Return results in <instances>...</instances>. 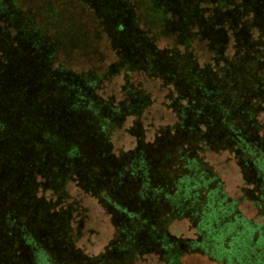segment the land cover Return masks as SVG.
Here are the masks:
<instances>
[{
    "label": "trees",
    "instance_id": "trees-1",
    "mask_svg": "<svg viewBox=\"0 0 264 264\" xmlns=\"http://www.w3.org/2000/svg\"><path fill=\"white\" fill-rule=\"evenodd\" d=\"M157 1L155 8V0H0V63L8 64L14 73L44 72L48 74L49 82L56 86L59 81H64V90L71 84L80 85L79 91L83 95L91 93L86 89L94 83H100L102 88L114 76L135 70L143 69L151 76L156 72V62L163 56V52L155 48L154 35L159 34L153 29L138 28L135 11L139 7L142 13L149 12L151 18L158 14L161 19L164 13L158 8L160 2L166 3L169 24L166 32L163 31L166 37L183 41L179 43L192 53L187 59L198 71L210 73L212 85L221 90L227 102H222L216 117L209 119L211 124L203 123L201 111L192 110L196 105L189 106L188 99L180 96L181 89L173 81L163 78L166 86L172 89L168 96L170 114L177 123L165 127L163 143L156 142L148 159L143 155L145 158L138 160L139 156L133 151L114 152L123 176L132 177L127 183L131 206L119 204V199L111 195L117 179L105 187L104 193H96L93 198L102 207L112 208L111 214L106 213L112 221L117 220L116 216L132 221L130 227L133 230L122 234L125 237L122 244L128 250L123 258L125 264L135 260L136 254L132 253L140 237L145 236L146 229L154 239L150 246L161 253L165 264H264V220L256 223L238 211L240 202L248 201L256 211V217L264 219V122L261 118L264 114V15L256 11L257 6H264V0H247L246 4L244 0ZM38 27L42 28L40 32L33 30ZM4 28H8L10 35L12 29L15 36L19 33L18 40L14 42ZM250 30L252 36L248 35ZM103 37L113 56L109 61L108 53L96 47ZM134 50L142 58L140 64L132 68ZM72 52L90 56L93 67L83 77H75L79 74H73L71 70L52 68ZM183 55L170 56L172 63L173 59L183 60ZM204 83L201 88L205 87ZM129 85L123 86L127 96L125 101L131 102L129 107L146 101L148 95L142 88ZM64 94L63 90H55L54 101L62 100ZM212 95L207 90V96ZM114 97L107 96L108 103L113 105ZM117 103L119 101L115 105ZM200 103L207 106L208 100L204 98ZM66 107L61 109L62 115L72 114ZM111 110L114 114L120 112L119 108ZM80 111L74 110L78 119L76 126L91 125L85 113ZM96 111L101 112V109H94ZM134 117L141 119L138 115ZM196 120L203 123L200 130L198 125L195 126ZM72 125H63L58 132L52 131L56 135L63 134L74 128ZM121 128L123 125H116L113 132ZM2 129L5 130L3 127L0 131ZM43 135V139L48 138L47 132ZM224 154L240 168L245 185L244 198L229 200L222 196L224 183L208 156ZM77 156L74 153L72 158ZM15 184V188L22 190L20 195L30 196L27 181L18 180ZM76 208L72 224L88 216L86 208L81 205ZM147 215L150 223L144 221ZM180 221H188L194 229L199 228L198 238L172 235L171 226ZM72 224V243L83 251L80 263L74 264L104 256L105 251L92 256L79 246L82 238L72 234ZM228 229L231 234L227 238V232L224 237L218 232ZM120 235L121 231L117 230L110 243L122 240ZM29 246L34 264H55L49 254L37 252L35 244ZM215 247L219 250H213Z\"/></svg>",
    "mask_w": 264,
    "mask_h": 264
},
{
    "label": "rangeland",
    "instance_id": "rangeland-1",
    "mask_svg": "<svg viewBox=\"0 0 264 264\" xmlns=\"http://www.w3.org/2000/svg\"><path fill=\"white\" fill-rule=\"evenodd\" d=\"M155 1L156 8L158 1ZM244 1L246 4L247 0ZM257 7L259 9L256 11L264 15V6ZM165 8L166 3L160 2L158 10L164 13V18L161 19H158V14L151 18L149 12L142 13L139 7L135 11V23L138 28L153 29L154 33L157 31L159 34L154 35L155 48L162 51L163 56L156 62V72L151 76L143 69L135 70L130 74L112 77L113 79L102 85V88L100 83H94L86 89L91 90V93L83 95L79 91L80 85L71 84L67 86L71 89L64 90V81H59L56 86L49 82V76L44 72L14 73L8 64L0 63V129H5L0 131V264H34L29 246L33 244L36 245L37 252L49 254L55 264L80 263L83 251L72 243L70 237L72 215L80 205L88 210V216L73 222L72 234L82 238L79 246L85 248L92 256L105 251L104 256L99 259L87 258L84 264H116L117 261L125 264L123 258L128 250L122 244L125 241L122 234L133 230L130 227L132 221L124 216H116L117 220L112 221L109 216L113 212L112 208L102 207L93 198L96 193H104L105 187L117 179L111 195L119 199V204L131 206L127 183L132 177L123 176L114 152L133 151L139 156L138 160L145 157L148 159L156 142L163 143L165 127L176 121L170 114L171 104L168 96L172 89L166 86L163 78L173 81L181 89L183 93L180 96L188 99L189 106L196 105L192 110L201 111L203 123L208 121L211 124L209 119H214L220 104L227 102L221 90L212 85L210 73L198 71L187 59L192 53L186 46L183 47V43H179L180 40L175 37H166L163 31L166 32L169 24L166 21ZM23 16L26 18L25 12ZM2 21L8 25L3 18ZM4 29L5 32L8 31V28ZM41 29L33 28L39 32ZM12 32V36L9 32L7 34L15 42L19 33L15 36L13 29ZM250 32L251 30L248 35ZM2 35L5 38V34ZM105 40L104 37L101 41L98 40L96 47L108 53L109 61L113 56ZM83 52H72V55L64 59L65 63L58 59L56 65H52L53 70H71L73 74H79L74 75L75 77L85 76L84 73L93 67V64L90 56ZM182 54H185L183 60L173 59L172 63L171 58L180 57ZM141 58L142 55L134 50V63H131V67L140 64ZM56 79L58 82V78ZM203 81L205 87L201 88ZM125 84L128 87L132 84L142 88L148 95L146 101L129 107L131 102L125 101ZM55 90L65 92L62 100L54 101ZM207 90L213 95L207 96ZM77 93L78 98L74 100ZM37 95L40 102L36 100ZM107 96H115L116 102L119 101L118 105H115L116 102L113 105L108 103ZM204 98L208 100L207 106L200 103ZM64 105L72 114L62 115L61 109ZM109 107L111 108L108 109ZM97 108H100L101 112H94ZM118 108L120 112L117 114L111 110ZM127 108L130 110L124 112ZM74 110L85 113L92 124L77 127L78 119L75 118ZM137 115L141 116L140 120L134 117ZM116 116L117 118H114ZM261 118L264 122V114ZM70 123L74 128L63 134L53 133L52 130L61 131L64 126H70ZM203 123L196 120L195 126L198 125L200 130V124ZM116 125H123V128L113 132ZM46 132L48 138L43 139ZM74 153L78 154L77 158H72ZM208 159L224 183L222 196L229 200L244 198V178L236 162L227 154L210 155ZM18 180L27 181L31 197L20 195L22 190L15 188ZM238 211L256 223L260 224L264 220L256 217V211L248 201H241ZM108 212L109 215L106 214ZM113 215L115 216V213ZM144 221L150 223L151 219L147 215ZM117 230L121 231L122 240L110 243ZM170 230L172 235L180 238H198L199 228L194 229L188 221L176 222ZM229 231L218 230L224 234L223 237L227 232L226 238L231 234ZM149 232V229H146L145 236L140 237L136 250L132 253L136 254V257L131 264H165L160 257L161 253L150 246L154 239ZM213 250L218 251L219 248L215 247Z\"/></svg>",
    "mask_w": 264,
    "mask_h": 264
}]
</instances>
